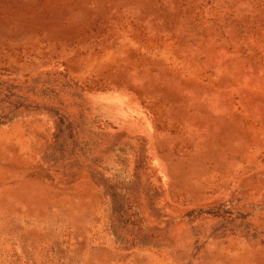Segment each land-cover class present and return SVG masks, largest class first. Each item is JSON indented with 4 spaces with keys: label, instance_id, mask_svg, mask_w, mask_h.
Wrapping results in <instances>:
<instances>
[{
    "label": "rangeland",
    "instance_id": "rangeland-1",
    "mask_svg": "<svg viewBox=\"0 0 264 264\" xmlns=\"http://www.w3.org/2000/svg\"><path fill=\"white\" fill-rule=\"evenodd\" d=\"M0 264H264V0H0Z\"/></svg>",
    "mask_w": 264,
    "mask_h": 264
}]
</instances>
